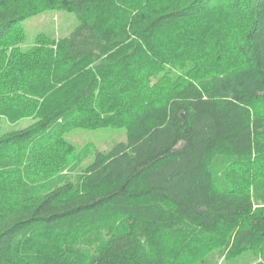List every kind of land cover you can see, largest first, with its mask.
<instances>
[{
	"label": "trees",
	"instance_id": "trees-1",
	"mask_svg": "<svg viewBox=\"0 0 264 264\" xmlns=\"http://www.w3.org/2000/svg\"><path fill=\"white\" fill-rule=\"evenodd\" d=\"M0 264H264V0H0Z\"/></svg>",
	"mask_w": 264,
	"mask_h": 264
},
{
	"label": "rangeland",
	"instance_id": "rangeland-1",
	"mask_svg": "<svg viewBox=\"0 0 264 264\" xmlns=\"http://www.w3.org/2000/svg\"><path fill=\"white\" fill-rule=\"evenodd\" d=\"M79 26V20L75 13L65 10H48L26 19L22 23L25 33V41L21 44L23 50L32 48L40 36L52 39H60L71 35ZM33 123L32 119H22L11 123L4 120L2 130L25 128ZM66 139L76 147L77 154L91 152L82 168L91 164L95 159L94 150L103 152L111 151L117 144L128 139L126 128L106 127L99 129L78 128L70 131Z\"/></svg>",
	"mask_w": 264,
	"mask_h": 264
}]
</instances>
